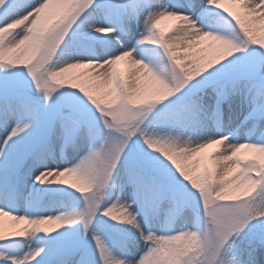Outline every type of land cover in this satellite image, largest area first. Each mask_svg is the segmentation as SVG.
I'll use <instances>...</instances> for the list:
<instances>
[{
    "label": "snow or ice",
    "instance_id": "obj_1",
    "mask_svg": "<svg viewBox=\"0 0 264 264\" xmlns=\"http://www.w3.org/2000/svg\"><path fill=\"white\" fill-rule=\"evenodd\" d=\"M0 264H264V0H0Z\"/></svg>",
    "mask_w": 264,
    "mask_h": 264
},
{
    "label": "bare ground",
    "instance_id": "obj_2",
    "mask_svg": "<svg viewBox=\"0 0 264 264\" xmlns=\"http://www.w3.org/2000/svg\"><path fill=\"white\" fill-rule=\"evenodd\" d=\"M164 22L167 25L171 26V27H173V25H175L177 23V21L170 20V19L169 20H164ZM191 55H192V58L193 59L199 60V59H202L204 57H207L209 55V53H207L206 51H200V50L194 49ZM74 71L80 72V71H84V70L83 69H77V70H74ZM254 134H256V133H254ZM211 151H212V149H208L207 150V152H211ZM205 154H207V153H205ZM5 220H7V218H5ZM7 223H10V222L7 221Z\"/></svg>",
    "mask_w": 264,
    "mask_h": 264
},
{
    "label": "rangeland",
    "instance_id": "obj_3",
    "mask_svg": "<svg viewBox=\"0 0 264 264\" xmlns=\"http://www.w3.org/2000/svg\"><path fill=\"white\" fill-rule=\"evenodd\" d=\"M161 29H163L165 32H168L172 27L167 25L164 21L161 22V25H160ZM122 67H125L123 64H122ZM254 135H258L257 133L254 134ZM5 222L7 223V220H5Z\"/></svg>",
    "mask_w": 264,
    "mask_h": 264
}]
</instances>
